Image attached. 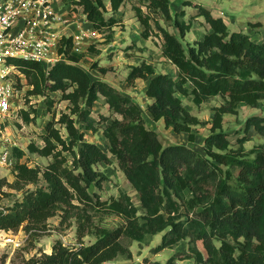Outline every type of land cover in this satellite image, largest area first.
I'll list each match as a JSON object with an SVG mask.
<instances>
[{"label":"trees","instance_id":"1","mask_svg":"<svg viewBox=\"0 0 264 264\" xmlns=\"http://www.w3.org/2000/svg\"><path fill=\"white\" fill-rule=\"evenodd\" d=\"M62 2L73 10L80 8L95 32L108 33L104 38L108 44L114 29L122 24L115 14L127 3H136L133 11L143 28V39L152 36L155 23L163 37L162 55L177 68V78L142 62L131 66L126 80L130 87L137 80L147 83L145 95L151 103L145 112L155 122L163 121L167 129L188 135L189 143H194L192 129L203 123L184 106L181 97H191L200 106L222 96L226 105L214 109L211 133L204 140L203 151L184 144L165 147L157 132L147 126L144 111L132 98L105 81L93 79L80 65L84 55L74 50L72 36H63L59 54L64 60L51 69L34 61L12 60L30 88L23 95L25 101L27 96L41 97L52 108L55 100L51 94L61 93L69 112L47 124L42 148L34 144L29 147L31 153L52 158L44 170L22 163L24 152L15 150V181L10 187L24 196L0 211V229L17 233L23 228L30 235L40 236L39 231L58 211L64 215L76 211L82 241L92 220L89 208L124 220L114 231L96 227V241L91 245L79 242L70 247L58 241L51 254L24 259L23 264H106L120 257L132 259L122 238L148 244L150 238L164 232L156 253L185 242L187 247L179 260L195 264H264V143L247 152L243 146L246 139H240V147L233 149L223 130L225 115L236 116L240 105L264 109V41L232 32L223 19L199 5L194 7L209 24L210 32L190 44L184 43V38L193 23L186 20L182 9L172 13L171 0ZM157 17L178 34L163 27ZM96 69L107 72L94 65ZM17 87L22 90L25 86L19 81ZM99 102L118 117L102 116V123L97 121L91 111ZM22 112L29 122L30 114ZM98 122L103 126L108 153L86 138L87 132L100 130ZM57 124L64 127L68 140ZM250 129L264 138V115L250 117L246 131ZM111 158H115L138 193L139 207L126 193L102 199L108 177L96 166L111 164ZM233 168L238 169L237 175ZM41 181L44 185L39 186ZM29 185L37 187L25 190ZM140 211L143 215H139ZM198 242L203 243L205 253ZM176 260L172 258L166 264H175Z\"/></svg>","mask_w":264,"mask_h":264},{"label":"rangeland","instance_id":"2","mask_svg":"<svg viewBox=\"0 0 264 264\" xmlns=\"http://www.w3.org/2000/svg\"><path fill=\"white\" fill-rule=\"evenodd\" d=\"M186 1L191 4L186 6L183 5V10L186 13V20L192 21L193 28L186 34L184 43L193 44L198 40H202L203 35H206V32H208L210 27L204 17L198 16L199 10L196 9L194 5H199L209 10L211 13H216L217 11L218 14L219 9L223 10L224 13L230 14L232 12L229 3H224V1L229 2L231 0ZM244 1H249L250 4H252V7L257 6L264 10V0ZM171 2L174 4L176 3V0H171ZM53 4L55 6H60L62 0H55L53 1ZM130 9L129 7L126 9V19H122V24L114 29L111 43H105L104 38L105 35L108 34L105 33L104 35L100 34V38L91 41L88 46H83L82 49L85 51H77L76 47H74V50L77 53L84 55L80 65L91 74L93 79H96L94 74L96 73L99 77L107 78L108 81L122 86L127 80L131 71V66L140 65L142 62H148L149 64L154 65L159 73H168L172 77L177 78V68L170 64L162 55L163 37L155 23H152L155 32L149 39H143L142 33L139 36V30L135 27V24H130L132 23V19H136L135 12L133 11V13H131ZM144 11H146V9H144ZM172 13H175L173 8ZM157 18L160 20V17ZM199 18L200 23L198 21ZM136 22L141 28V31H143L139 22ZM160 23L170 32L178 34L177 30L170 27L166 22L160 20ZM257 24L258 22H255L249 26L255 28ZM140 39L145 42H142L143 44L139 45L141 42ZM122 40L126 42H123ZM89 47H92V52H89ZM94 65H98L99 68H105L107 72L102 73L97 69L93 70ZM143 82L145 85L147 84L142 80L133 87L126 85V89L133 88L131 95L139 100L140 104L138 105L145 113L147 106L145 92L147 86H145L143 91ZM23 84L25 87H23L22 92H28L30 88L26 84V81L23 82ZM51 97L55 102L52 108H49L47 100L44 98L38 97L30 99L27 96L20 112V122L14 120L3 135L4 138L0 137V150L3 144L6 145L2 141H7L6 143L9 144L8 147L11 150L12 159V165L10 166L0 164V211L12 207L15 202L21 201L24 196L22 191H16L10 187L15 181V174L13 173V165L17 161V153L15 150L24 152V156L20 161L26 163L31 168L38 167L41 170H44L48 164L52 162V158L41 157L38 154L29 151L30 145L33 144L42 148L44 145L43 136L46 135L47 124L54 118L57 121L63 112H69L67 110L68 103L61 100V93H53L51 94ZM181 99L190 113L203 123L192 129V132L195 134V142L189 143L187 136L183 138V136L176 134L173 129H167L164 124L155 131L165 147L173 144H184L197 151H203L204 140L211 133L210 121L214 109L226 105V99L222 96H217L208 99L200 106H196L191 97H181ZM22 111H27L30 114L29 122L23 118ZM91 112L92 117L97 121H101V123L102 116H117L114 115L109 110L108 106L106 107L102 102L96 103ZM227 115V118L224 117L223 130L228 134L231 140V148L238 149L240 147L239 144H241L240 139H246L243 146L247 152L264 143V138L259 136L254 129L246 131V121L255 115L263 116L264 109H253L243 105L239 108L236 116L230 114ZM99 124L100 123L98 122V125ZM77 125H79L78 121ZM98 125L97 128L100 130L96 133L87 132L86 138L90 142L98 144L108 153V143L103 136V130L101 128L103 126ZM57 128L61 130L62 135L68 140L64 127L57 124ZM111 159L113 160L111 164H99L96 166L97 170L104 172L108 177V180L105 183V188L101 192L102 199L107 200L111 197H118L121 193H126L131 198L132 202L139 207L140 200L138 193L133 189L124 173L119 169L115 158ZM232 170L235 175H237L238 169L233 168ZM41 185H44V181L39 183V186ZM36 187L37 186L35 185H29L25 190H34ZM94 191L95 188L92 187L91 192ZM88 213L92 216V220L88 224V229L86 230L85 237L82 241H79V223L76 218V211H71L69 215H64L62 211H58L55 217L48 220L46 227L39 231V233H41L40 236L30 235L23 228L17 233L13 232L16 239L23 242V245L20 248H15L14 246L7 244L4 240H0V264H23L24 259H29L33 256L40 257L42 254H51L53 246L58 241H62L65 246L70 247L79 245V242L91 245L96 241L94 235L96 227H102L114 231L117 227L124 224V220L116 215H105L103 212L90 208ZM139 215H143V211H140ZM164 234L165 232L150 238L147 242L148 244H141L128 238H122V244L131 250L133 257L132 259H124L120 257L115 261H117L118 264H166L169 260L175 258L177 259L175 264H195L190 260H179L182 259L181 254L186 250L187 244L185 242H181L177 247L172 249H166L156 253L155 249L161 244ZM197 245L199 249L205 253L203 243L198 242Z\"/></svg>","mask_w":264,"mask_h":264},{"label":"built area","instance_id":"3","mask_svg":"<svg viewBox=\"0 0 264 264\" xmlns=\"http://www.w3.org/2000/svg\"><path fill=\"white\" fill-rule=\"evenodd\" d=\"M61 20L53 0H0V137L4 138L14 120L20 122L25 103L24 93L17 87L25 77L11 61H34L47 69L62 62L59 49L63 35L55 29ZM2 142L6 145L0 150V164L10 166L11 150L7 141ZM0 240L15 248L23 245L12 232L1 229Z\"/></svg>","mask_w":264,"mask_h":264},{"label":"crops","instance_id":"4","mask_svg":"<svg viewBox=\"0 0 264 264\" xmlns=\"http://www.w3.org/2000/svg\"><path fill=\"white\" fill-rule=\"evenodd\" d=\"M185 1L186 0H176V3L171 5V9L173 8L174 12H178L181 9L183 10V7H184L183 3ZM224 3H229L230 9L232 12L230 14L224 13L223 10L218 8L219 9L218 14H217V11L216 13L212 12L214 17L223 19V21L227 24L228 28L232 32L244 33V34L250 35L258 42L264 41V28H263L264 10L263 8L257 7V6L252 7V4H250L249 1H244V0H235V1L231 0L229 2L224 1ZM135 4H136L135 2L127 3L120 9L119 12L115 14V17L118 19H124V18L126 19V16H127L126 9L128 7L129 9L131 8L130 12L133 13V5ZM54 7L58 11V14L61 16V19H62L61 22L58 24V26H55V29L63 36H72L74 39L75 47L77 51L79 50L85 51L82 49L83 46H88V44H90L91 41L98 40V38H100L99 37L100 34L95 32L92 26L90 25V23L86 21L85 16L82 13V10L80 8H78L77 11L73 10L72 6H67L63 2L60 6L54 5ZM199 20L200 18L198 19V21ZM136 21H137L136 19H132L131 21L132 23L130 24H135V27H137V29L139 30V36H140L142 31ZM255 22L256 23L258 22L257 25L259 26L257 28H252L249 26ZM209 32H210V27H209L208 32H206V34H208ZM122 41L126 42L124 40ZM140 41H139L140 43L137 42L139 43V45L143 44L142 42H145L141 39ZM94 74L97 80H102V81L107 82L114 88L121 91L123 94L132 98L133 101H135L137 104H140L139 100H137L134 96L131 95L133 88H130L128 90L126 89V85L129 86L126 81H125V84H123L122 86V85L114 84L108 81L107 78L99 77L98 75H96V73ZM140 81L142 80H137L135 84H138ZM145 86L146 85L143 82V91L145 89ZM149 103H151V101L149 99H146V104H149ZM242 106L243 105H240L239 108H241ZM143 115L146 120L147 126L151 130L155 131L157 128H159L161 125L164 124L163 121L155 122L147 112H145ZM225 118H227L226 115H225ZM180 136H183V138L187 136L188 138V135L186 134H181Z\"/></svg>","mask_w":264,"mask_h":264}]
</instances>
